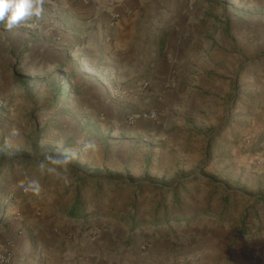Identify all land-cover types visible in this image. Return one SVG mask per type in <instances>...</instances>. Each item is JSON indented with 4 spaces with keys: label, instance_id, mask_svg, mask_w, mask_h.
<instances>
[{
    "label": "crops",
    "instance_id": "obj_1",
    "mask_svg": "<svg viewBox=\"0 0 264 264\" xmlns=\"http://www.w3.org/2000/svg\"><path fill=\"white\" fill-rule=\"evenodd\" d=\"M41 3L39 18L11 30L0 22V109L10 118L27 101L32 79L80 56L91 66L81 121L91 135L112 136L113 143L126 136L127 142L126 119L135 116V140L163 125L196 126L204 129L199 138L213 139L215 152L236 165L242 152L264 157V0H121L114 25L104 0ZM149 111L159 120L145 118ZM172 154L173 160L184 156ZM90 157L97 169L114 166V155L106 162L103 155ZM257 169L246 187L262 224L254 209L246 214V240L234 239L228 227L204 235L201 245L183 229L130 237L111 217L87 210L78 190L65 195L74 177L57 170V196L52 189L21 198L0 242L14 243L11 264H259L253 253L264 261V241L257 238L264 233V166Z\"/></svg>",
    "mask_w": 264,
    "mask_h": 264
},
{
    "label": "rangeland",
    "instance_id": "obj_2",
    "mask_svg": "<svg viewBox=\"0 0 264 264\" xmlns=\"http://www.w3.org/2000/svg\"><path fill=\"white\" fill-rule=\"evenodd\" d=\"M90 70L89 62L80 56L73 62L68 57L65 64L32 79V92L15 109L16 117L0 109V229L18 217L13 208L24 196L53 189L56 197L57 186L62 184L57 170H68L74 179L68 180L65 195L78 190L77 197L87 210L111 217L109 222L130 237L144 240L162 228L174 234L183 229L201 245L214 231L228 227L236 233L234 239L246 240L242 230L246 224L250 229L251 222L245 215L253 209L256 212L255 203L247 198L251 191L246 181L264 166V157L242 152L236 165L224 151L220 156L215 152L213 139L199 138L204 129L196 126L176 131L181 126L163 125L153 132L156 135L135 140L134 124L128 123L130 139L126 142L125 136L116 143L112 136L91 135L89 126L81 123L87 112L85 88ZM71 117L77 118L76 124H71ZM211 131L207 130L206 138ZM192 132L196 133L192 139L182 140ZM173 133L178 135L175 141ZM89 143L93 147H87ZM177 147L184 156L173 160L172 153H180ZM96 154L103 155L105 162L114 155V166L97 169L90 157ZM53 159L68 163L61 167ZM31 180L38 182V192L22 190ZM258 214L255 217L262 224ZM125 218L133 221L125 222ZM260 233L257 238L264 241ZM0 247L15 250L14 243L0 242ZM253 260L264 264L258 252L253 253Z\"/></svg>",
    "mask_w": 264,
    "mask_h": 264
},
{
    "label": "clouds",
    "instance_id": "obj_3",
    "mask_svg": "<svg viewBox=\"0 0 264 264\" xmlns=\"http://www.w3.org/2000/svg\"><path fill=\"white\" fill-rule=\"evenodd\" d=\"M42 11L41 0H0V22H3L8 30L18 26L29 17L39 18ZM86 146L93 147L91 143ZM52 163L63 167L67 165L68 161L66 159H53ZM65 182L67 181L65 180ZM22 190L38 192L39 184L37 181L31 180L28 182L27 187Z\"/></svg>",
    "mask_w": 264,
    "mask_h": 264
},
{
    "label": "built area",
    "instance_id": "obj_4",
    "mask_svg": "<svg viewBox=\"0 0 264 264\" xmlns=\"http://www.w3.org/2000/svg\"><path fill=\"white\" fill-rule=\"evenodd\" d=\"M56 1V0H51ZM76 1V0H75ZM84 3H88L89 0H83ZM106 4V8L109 10L108 14L110 16L111 25H114L117 20H119L122 15L116 9L121 4V0H104ZM149 84L145 83L144 87H148ZM150 121L156 122L159 120V115L156 111H149L144 115ZM137 118L135 116L128 117L126 119V123L128 124H135ZM14 260V254L11 250L3 249L0 247V264H11Z\"/></svg>",
    "mask_w": 264,
    "mask_h": 264
}]
</instances>
